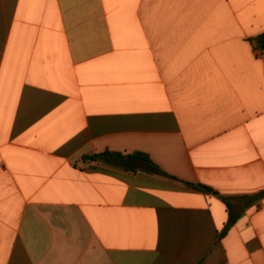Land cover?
Masks as SVG:
<instances>
[{"label": "crops", "instance_id": "0c3cea01", "mask_svg": "<svg viewBox=\"0 0 264 264\" xmlns=\"http://www.w3.org/2000/svg\"><path fill=\"white\" fill-rule=\"evenodd\" d=\"M260 35L264 0H0V264H264Z\"/></svg>", "mask_w": 264, "mask_h": 264}, {"label": "trees", "instance_id": "16d2710c", "mask_svg": "<svg viewBox=\"0 0 264 264\" xmlns=\"http://www.w3.org/2000/svg\"><path fill=\"white\" fill-rule=\"evenodd\" d=\"M252 47L255 51H259L260 53H264V35L257 36L251 40ZM103 156H108L112 158H116L119 160L124 161H141L147 165L148 169L152 173H161L160 169L149 159V157L143 153H132L128 155H122L121 153H111V152H105L98 155H94V158H100ZM191 185V184H188ZM193 187L199 188L203 191H211V189L206 188L201 185H191ZM223 234H221L222 238Z\"/></svg>", "mask_w": 264, "mask_h": 264}, {"label": "water", "instance_id": "95a60500", "mask_svg": "<svg viewBox=\"0 0 264 264\" xmlns=\"http://www.w3.org/2000/svg\"><path fill=\"white\" fill-rule=\"evenodd\" d=\"M90 158V157H89Z\"/></svg>", "mask_w": 264, "mask_h": 264}]
</instances>
